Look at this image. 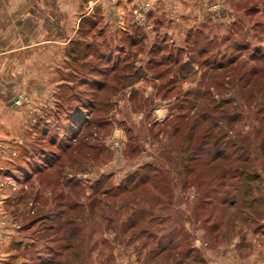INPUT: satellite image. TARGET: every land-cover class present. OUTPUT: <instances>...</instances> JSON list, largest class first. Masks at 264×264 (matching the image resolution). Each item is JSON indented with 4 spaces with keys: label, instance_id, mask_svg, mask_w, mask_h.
<instances>
[{
    "label": "rangeland",
    "instance_id": "rangeland-1",
    "mask_svg": "<svg viewBox=\"0 0 264 264\" xmlns=\"http://www.w3.org/2000/svg\"><path fill=\"white\" fill-rule=\"evenodd\" d=\"M143 4L131 10L139 20L132 22L129 15L126 28L118 30L102 20L101 8H94L92 19L85 15L80 20L72 56L65 51L62 77L75 90L87 88L81 79L88 75L106 80L98 98L108 105L96 115L104 124L79 131L65 150L39 142L40 128L28 129L16 149L1 153L0 206L7 236L0 264H199L205 261V249L227 245L229 251L237 238L240 256L250 251V264H264V172L252 152L254 142L264 144V108L257 111L264 96L257 104L254 95L264 90V0H177L156 11ZM116 33L128 47L118 54L117 69L105 76L88 73L93 65H112L114 58L101 63L97 53L107 52V46L115 50ZM131 35L137 37L134 46L125 39ZM201 47L206 53L199 56ZM253 51L261 57L254 58ZM227 57L238 58L223 70L211 67ZM253 67L258 73L249 85L243 89L238 84L236 125L245 146L241 161L200 165L205 184L197 196L179 154L188 143L184 97L200 90L201 101L215 98L219 81L251 77ZM58 88L55 93H61ZM62 93L70 91L64 87ZM225 106L231 109L232 103ZM195 139L196 134L193 145ZM32 140L36 147L57 151L61 159L28 179L20 167L25 166L24 147ZM260 154L264 157L263 148ZM145 162L157 168L156 181L121 192L125 173ZM233 165L241 175L228 177L227 185L241 182L249 188L231 192L238 205H221L216 177L222 167ZM105 187L111 192L103 194ZM206 196L215 199L205 204ZM72 205L74 209L67 208ZM58 209H65V220L75 219L78 231L70 234L66 225L57 229L49 216Z\"/></svg>",
    "mask_w": 264,
    "mask_h": 264
},
{
    "label": "trees",
    "instance_id": "trees-1",
    "mask_svg": "<svg viewBox=\"0 0 264 264\" xmlns=\"http://www.w3.org/2000/svg\"><path fill=\"white\" fill-rule=\"evenodd\" d=\"M113 36L119 37V39L114 41L115 43H117V45H115V50L113 51L111 46H107V52L104 50H100L97 53V58L99 62L101 61V63L102 60L105 62H109L114 58V61L111 65L112 67L108 64H102L98 66L93 65L90 69V72L88 73H97V75L105 76L107 75V72L109 70L114 71L117 69L115 65H118L117 63H119L120 60L118 54L122 52L126 53L125 51L128 50V47L127 44L125 45L126 42L124 43L121 39L122 37L120 36V34L116 33ZM136 38L137 37L131 35L125 39L130 40L129 43L131 44L129 46H134L137 44ZM77 40L78 39H71L69 41L67 53L71 56L73 53L72 50H74V47L71 44H73L74 42H78ZM90 44L91 43H88L86 47L88 48ZM70 47L71 49H69ZM234 47L237 52L242 50L241 44L238 42L234 44ZM205 50V47L199 48V56L200 54L202 55L206 53ZM83 53L87 54L86 51ZM251 55L254 58L261 57V55H257L256 51H253ZM237 58L227 57L225 60L219 59L218 63H216V65H213L214 67H211L213 69L216 68L217 70H223L224 68H226L227 64L234 63ZM155 62L158 65L160 64V62L157 60H155ZM149 63L152 64V60H150ZM250 70H252L250 73V75H252L251 77L249 76L243 78V75H240L235 80L219 81L217 84L218 89L215 98L211 97L207 100L201 101L203 92L201 93L200 90L187 91V94L184 97V101L187 105V111L184 117L187 118L188 143L183 144L182 148H180L179 154L182 159V169L187 172V175H191L194 178L193 182L197 185V189L195 191L197 196L199 194L198 188L201 185L205 184V182L200 179V176L203 173L201 171L200 165L203 166L212 162L219 163L220 161L223 162V164L227 165L229 163L234 164L237 161H241L239 152L240 149H243L245 146L240 143V133L236 125L239 122V100L241 98L238 94V84L240 85V83H242L241 88L243 89L247 85H249L252 77L255 76L256 73H258L256 67H253ZM137 71L138 69H136L133 74H136ZM88 76L89 77H82L81 79L83 85L87 86V88L82 89V92L74 89L75 85L73 82L61 84V93H57V100L54 103V107L47 111V113H44L42 116H38V120H35L34 118L30 121V124L32 125V129L30 127V131H36L40 128V137L38 138L39 142L49 141V143L56 147V150L57 148L65 150L71 145V141H69L68 139L71 140L72 138H74L79 131L83 129L85 130L88 127L90 128V130L95 129L97 127L96 124L98 125V127L104 124L105 121H99L98 119H96V115L102 110V108L108 105V101L98 98L100 90L105 89V87L107 86V82L106 80L99 79L95 76L93 77L92 75V77H90V75ZM76 84L78 85V83ZM227 85L229 89L227 91H224V88ZM116 86L118 85H113L114 88H116ZM64 87L70 91V93H68L67 95H64L62 93V89H64ZM113 87L112 89H114ZM206 94L207 92H205V95ZM254 95H256L257 97V104H260L259 102H261L262 100L261 96H264V90H261ZM229 103H232L231 109L225 106ZM209 106L211 108L210 110H207V107ZM263 108L264 105H261L259 106L257 111H262ZM197 130H199V133L197 132ZM176 131L177 128L173 133H175ZM195 134L196 139L193 145L191 140L192 138H194ZM94 135H96V132H94ZM32 142L34 141L32 140L28 144L29 146L27 145V147H24L23 153L25 156L23 161L25 166L20 167L25 176L28 177V179L33 176L32 174L40 173L43 169H46L48 167L51 168L55 162H58L61 159V154L57 153V151L50 149L48 152L46 148L39 147L41 145L38 144V147H36L34 144H32ZM170 145L174 148V144L171 142V140ZM262 148L264 149L263 143L254 142L252 144V152L255 157H258L257 162L259 161L260 168L264 172V157L260 154ZM211 150H213L212 153H209ZM232 164L230 166H232ZM238 171L239 166L234 165L233 167H222L220 169L216 177V181L218 182V190L215 191V194L219 196L218 199L220 200L219 203L221 205H238L239 200L237 201V199H235L234 197H230L232 194L231 192H237L240 190L243 191L245 187L249 188L245 183L241 182V184L239 183V185H234L233 183L227 185L228 177L234 179L241 175V173ZM157 173L158 170L152 163L145 162L141 164L138 169L126 172L125 177L123 178V182H125V184L123 183L122 186L120 185L124 188L121 189V187H118L121 189V192L139 188L145 183L152 181L155 182L157 179ZM105 181L106 180H103L104 183ZM245 181L249 182V180ZM101 182L102 181H100L99 178L95 184L99 185V183ZM129 184H131L132 187ZM241 187L243 190L241 189ZM110 188L111 187H105V189L103 190V194L110 193ZM229 188H231V191ZM97 192V190L94 191V193ZM208 192L209 189H206L205 193ZM213 199L215 198L206 196L204 198V203L211 204ZM67 208L74 209L73 205L68 206ZM65 215V209H58V211H54L52 215L49 216V220H53L55 221V223H57L58 230H61L62 227L66 225L71 231L70 234L74 233V231H78V227H76L77 225H74L73 223L75 222V219L71 216L65 220ZM50 226H53L54 228L53 224ZM133 226L134 225H129V227ZM47 228L49 229V226ZM157 228L159 229V226Z\"/></svg>",
    "mask_w": 264,
    "mask_h": 264
},
{
    "label": "crops",
    "instance_id": "crops-1",
    "mask_svg": "<svg viewBox=\"0 0 264 264\" xmlns=\"http://www.w3.org/2000/svg\"><path fill=\"white\" fill-rule=\"evenodd\" d=\"M143 2L156 11L177 0H0V158L3 150L16 149L30 121L52 109L58 87L69 83L61 71L69 41L80 37L82 17L92 19L91 11L99 7L103 21L124 29L129 15L132 22L139 20L131 10ZM5 236L0 206V261ZM239 243V238L234 240L229 251L227 245L205 249V261L199 264H250L253 253L240 256Z\"/></svg>",
    "mask_w": 264,
    "mask_h": 264
},
{
    "label": "water",
    "instance_id": "water-1",
    "mask_svg": "<svg viewBox=\"0 0 264 264\" xmlns=\"http://www.w3.org/2000/svg\"><path fill=\"white\" fill-rule=\"evenodd\" d=\"M14 100H16V97L13 99V101H14ZM13 101H12V102H13Z\"/></svg>",
    "mask_w": 264,
    "mask_h": 264
}]
</instances>
